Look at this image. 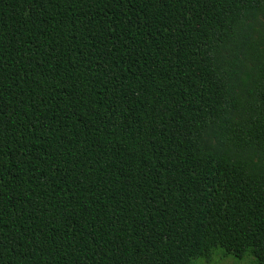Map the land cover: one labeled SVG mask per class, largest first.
Listing matches in <instances>:
<instances>
[{
  "label": "trees",
  "instance_id": "16d2710c",
  "mask_svg": "<svg viewBox=\"0 0 264 264\" xmlns=\"http://www.w3.org/2000/svg\"><path fill=\"white\" fill-rule=\"evenodd\" d=\"M264 264V0H0V264Z\"/></svg>",
  "mask_w": 264,
  "mask_h": 264
},
{
  "label": "rangeland",
  "instance_id": "374dc122",
  "mask_svg": "<svg viewBox=\"0 0 264 264\" xmlns=\"http://www.w3.org/2000/svg\"><path fill=\"white\" fill-rule=\"evenodd\" d=\"M194 264H256L255 260L250 255H245L242 258H236L232 255H224L222 250H215L209 259L199 258Z\"/></svg>",
  "mask_w": 264,
  "mask_h": 264
}]
</instances>
